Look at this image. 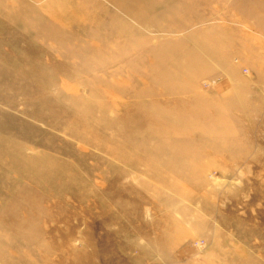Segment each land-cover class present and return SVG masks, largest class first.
Masks as SVG:
<instances>
[{"label": "rangeland", "instance_id": "obj_1", "mask_svg": "<svg viewBox=\"0 0 264 264\" xmlns=\"http://www.w3.org/2000/svg\"><path fill=\"white\" fill-rule=\"evenodd\" d=\"M0 264H264V0H0Z\"/></svg>", "mask_w": 264, "mask_h": 264}, {"label": "built area", "instance_id": "obj_2", "mask_svg": "<svg viewBox=\"0 0 264 264\" xmlns=\"http://www.w3.org/2000/svg\"><path fill=\"white\" fill-rule=\"evenodd\" d=\"M212 83H214V81L207 82V85H211Z\"/></svg>", "mask_w": 264, "mask_h": 264}]
</instances>
